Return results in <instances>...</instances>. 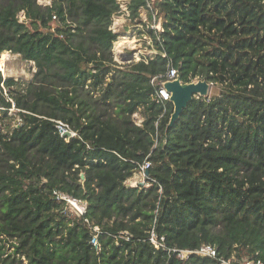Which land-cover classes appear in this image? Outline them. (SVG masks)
I'll list each match as a JSON object with an SVG mask.
<instances>
[{
  "label": "trees",
  "instance_id": "obj_1",
  "mask_svg": "<svg viewBox=\"0 0 264 264\" xmlns=\"http://www.w3.org/2000/svg\"><path fill=\"white\" fill-rule=\"evenodd\" d=\"M37 1L0 5V57L37 69L27 83L0 71V120H20L0 125V264L264 262V0H130L156 55L127 69L112 51L118 0ZM170 64L185 84L221 88L172 128L173 104L151 83ZM146 161L150 186H127ZM152 229L168 249L212 245L218 258L157 251Z\"/></svg>",
  "mask_w": 264,
  "mask_h": 264
},
{
  "label": "rangeland",
  "instance_id": "obj_2",
  "mask_svg": "<svg viewBox=\"0 0 264 264\" xmlns=\"http://www.w3.org/2000/svg\"><path fill=\"white\" fill-rule=\"evenodd\" d=\"M10 1L19 2L20 0H0V5L6 6ZM120 3L121 11L116 17L113 18V23L111 28H114L116 33L119 35V38L117 42L114 43L113 46V56L115 63L120 66L122 69L130 68L132 65L139 63L141 60L145 59L146 57H149L151 55V51H154L151 49L149 44L145 41L144 38H142L139 34V30L137 27H139L142 24H139V21H143L145 23L147 21V15L145 10L140 11V17L133 19L131 17L130 11L127 9L128 3L130 0H118ZM53 0H38L37 3L41 5L42 7H47L51 5ZM20 21H25V14L24 12H21L19 14ZM56 26V25H55ZM138 42L137 47L140 49V52H138L135 55H132L131 50L129 49H138L134 48L136 42ZM125 49L123 53H125L128 57H119L117 54V50ZM9 59L7 61H4L3 55L0 57V71L3 75V77L8 78H14L16 81H21L24 83H27L32 80L34 73L36 72L35 64L32 62L24 61L19 55H13L9 52ZM123 53L121 55L123 56ZM3 61V63H1ZM3 67V68H2ZM221 92V88L218 86H211L210 93L208 97H211L213 95H219ZM100 94L96 95L98 97ZM15 113H11L10 115L13 116ZM139 116V115H138ZM137 115H135L134 121H139L138 118H136ZM140 117V116H139ZM19 118H14L13 120H6L2 119L0 120V125L3 127L9 125V124H15L18 121ZM139 181V179H138ZM14 241H10L7 243H4V246L6 247L5 252L6 254H11L14 252ZM24 260V264H30L29 261Z\"/></svg>",
  "mask_w": 264,
  "mask_h": 264
},
{
  "label": "built area",
  "instance_id": "obj_3",
  "mask_svg": "<svg viewBox=\"0 0 264 264\" xmlns=\"http://www.w3.org/2000/svg\"><path fill=\"white\" fill-rule=\"evenodd\" d=\"M127 9H128V7H127ZM57 21H58V18L56 16H54L53 17V23H56ZM145 25H146L147 29L153 30L156 35H158V33L162 32V25L160 22H156L155 20H153L152 23H147ZM137 28H138V30H142V29L145 30L143 25H140ZM110 30H112L114 33H116L114 28H110ZM140 36L142 38H144L145 41L149 45H152V40L150 37H148L147 35H140ZM134 44H135L134 48H138L136 45V44H138V42H136ZM139 48L138 49H129V50H131L132 55H135L138 52H140ZM124 50L125 49L116 51L120 58L121 57H124V58L128 57L125 53H123ZM121 53H123V56L121 55ZM151 53L152 54L149 55V57L156 55L155 51H151ZM178 78H180L178 70L170 64L168 66V71H167V74L165 76H158V77H154L152 79V81H151L152 85L157 86V91H156L157 103H161L164 105L168 102L171 103V93H169L167 91V89L164 87V85L167 82L174 81ZM194 82H198V80H196ZM135 115H137L136 118L139 119L138 122H136V120H135V123L140 126L143 123V119L141 118V116L138 113ZM57 128H58V131H59V134L61 135V137L65 138L66 140H68L69 138L75 137L77 135L76 132H74L70 128L69 125H66L62 122H58ZM68 133L70 134L69 136H67ZM150 166H151V163L148 161H146L144 164L140 165L139 170L134 175V177L127 180V182H126L127 186H129V187H138V186L149 187L150 186L149 174L147 175L146 172H149ZM138 179H139V181H138ZM54 195L56 196V198L58 200L66 201L70 205L73 212H75L77 215L83 216L87 212V203L86 202L74 199L68 195H65V194L57 192V191L54 192ZM95 231H98V229L95 228ZM149 242L155 248V250L165 251L168 253H174L177 255V259H179L181 261L188 260L192 255H198L200 257H208V258H212V259L218 258L217 249L212 245H203L202 247H200L199 249L194 250V251L179 250V249H168L166 246L165 237L159 236L158 233L155 231V229H152L150 231ZM93 245L95 247L99 248L96 240L93 241ZM220 264H264V262H262L261 260H252V259H244L243 261L221 259Z\"/></svg>",
  "mask_w": 264,
  "mask_h": 264
},
{
  "label": "water",
  "instance_id": "obj_4",
  "mask_svg": "<svg viewBox=\"0 0 264 264\" xmlns=\"http://www.w3.org/2000/svg\"><path fill=\"white\" fill-rule=\"evenodd\" d=\"M211 86L207 81L202 80L185 84L178 78L167 82L164 87L171 93V103L174 107L168 128L175 125L194 98L208 97ZM69 135L68 133L67 136ZM146 174L148 175L149 172H146Z\"/></svg>",
  "mask_w": 264,
  "mask_h": 264
},
{
  "label": "bare ground",
  "instance_id": "obj_5",
  "mask_svg": "<svg viewBox=\"0 0 264 264\" xmlns=\"http://www.w3.org/2000/svg\"><path fill=\"white\" fill-rule=\"evenodd\" d=\"M3 58H4V61H7V59H9V54L8 53H4L3 54ZM1 63H3V61H1Z\"/></svg>",
  "mask_w": 264,
  "mask_h": 264
}]
</instances>
